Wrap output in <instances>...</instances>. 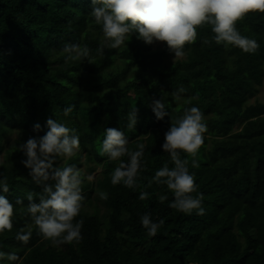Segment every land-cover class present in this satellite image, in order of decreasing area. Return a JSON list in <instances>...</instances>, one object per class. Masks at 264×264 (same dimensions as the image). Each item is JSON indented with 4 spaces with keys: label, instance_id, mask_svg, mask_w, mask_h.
I'll use <instances>...</instances> for the list:
<instances>
[{
    "label": "trees",
    "instance_id": "trees-1",
    "mask_svg": "<svg viewBox=\"0 0 264 264\" xmlns=\"http://www.w3.org/2000/svg\"><path fill=\"white\" fill-rule=\"evenodd\" d=\"M90 12L91 0H0V178L9 182V192L0 189V195L15 207L12 231L0 233V251L19 257L0 264H264V102L251 103L264 85V13H249L236 24L259 44L255 53L216 44L205 24L174 60L165 43L146 44L136 33L98 55L103 35ZM65 43L86 44L93 61L66 63ZM181 87L186 91L176 101L171 93ZM155 99L166 105L163 120L152 111ZM69 105L75 107L65 116ZM193 106L204 114L207 132L196 157L182 152L181 158L195 176L193 195H204L203 216L170 208L174 196L166 185L148 186L164 164L174 167L162 149L164 134ZM133 109L137 124L129 130ZM49 118L76 129L80 139L74 157L53 165L75 164L82 172L79 244L52 246L27 212V194H37L38 203L43 186L21 163L26 156L19 145L42 137ZM37 123L41 128L34 131ZM109 127L125 133L130 150L146 145L134 188L113 185L110 174L120 161L99 155ZM192 159L199 167L191 166ZM142 191L145 200L139 199ZM162 195L168 199L161 202ZM145 213L153 222L164 220L155 236L140 223ZM27 226L32 236L23 244L15 235Z\"/></svg>",
    "mask_w": 264,
    "mask_h": 264
},
{
    "label": "clouds",
    "instance_id": "clouds-1",
    "mask_svg": "<svg viewBox=\"0 0 264 264\" xmlns=\"http://www.w3.org/2000/svg\"><path fill=\"white\" fill-rule=\"evenodd\" d=\"M264 13V0H91V12L96 25L101 26L103 38L97 48V54L103 55L104 49H117L125 44L133 33L146 44L154 41L163 42L175 57L184 55V46L194 43L197 38V28L205 24L211 25L215 34L213 39L216 44L225 47L232 45L245 53H255L259 44L254 39H249L238 31L236 24L249 13ZM203 43L209 41L205 39ZM62 52L65 62H77L82 59L93 61L91 49L85 44L65 43ZM186 90L179 88L171 93L179 101L181 93ZM69 105L63 109L68 116L74 109ZM152 111L157 120H163L168 112L163 99H155ZM137 109L127 114V128L133 129L137 124ZM48 131L39 138L30 137L25 143L19 145V150L26 156L21 163L30 169L33 181L43 186L39 195V202H34L35 193L27 194V212L32 223L39 230L45 240L54 247L64 244H79L82 237L84 220H76L81 213L86 197L82 194V172L75 164L54 167L57 158H71L80 148V139L76 129L68 127L65 123L49 118L46 122ZM40 124L33 126L34 131H39ZM207 124L204 114L196 107L185 108L183 114L172 119L171 126L164 134L162 149L169 153L174 167L164 164L159 168L154 177L148 181V186L153 182L166 185L173 193L174 199L169 207L181 213L191 215L196 211L203 216L205 209L202 206L203 193L197 192L194 174L189 171V161L181 158V153L196 157L204 144V133ZM129 138L125 133L116 128H107L104 139L99 149V155L107 156L109 160L120 161L111 175V183H123L125 187H136V177L141 169V160L146 145L138 143L136 150H130ZM127 156V162L121 157ZM191 166L199 167L196 159H192ZM91 180L92 177L88 176ZM54 181V184L47 183ZM0 189L9 192L7 177L0 178ZM101 199L107 200L106 192H99ZM148 193L142 191L139 199L145 200ZM166 195L160 197L161 202L167 200ZM17 204H22L17 200ZM14 205L0 195V233L11 232L13 229ZM142 227L149 236H155L163 226L164 220L153 222L150 213L140 217ZM32 236L31 226L21 228L15 239L27 244ZM17 261L15 253L0 251V260Z\"/></svg>",
    "mask_w": 264,
    "mask_h": 264
},
{
    "label": "rangeland",
    "instance_id": "rangeland-1",
    "mask_svg": "<svg viewBox=\"0 0 264 264\" xmlns=\"http://www.w3.org/2000/svg\"><path fill=\"white\" fill-rule=\"evenodd\" d=\"M164 43L163 42H157V44L156 45H163ZM180 58H182V57H176V58H174V60H176V59H180ZM257 100H259V101H261V102H264V85H263V87H261V89H260V92H259V94L255 97V98H253L252 100H251V103H255ZM3 159H1V161H2Z\"/></svg>",
    "mask_w": 264,
    "mask_h": 264
}]
</instances>
